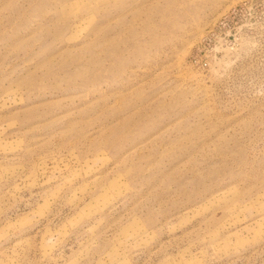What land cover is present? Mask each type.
<instances>
[{
  "label": "rangeland",
  "instance_id": "374dc122",
  "mask_svg": "<svg viewBox=\"0 0 264 264\" xmlns=\"http://www.w3.org/2000/svg\"><path fill=\"white\" fill-rule=\"evenodd\" d=\"M0 264H264V0H0Z\"/></svg>",
  "mask_w": 264,
  "mask_h": 264
}]
</instances>
